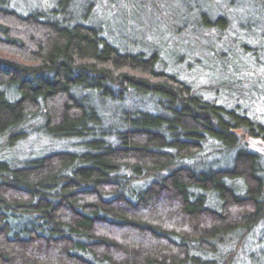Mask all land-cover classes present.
<instances>
[{"label": "trees", "instance_id": "obj_1", "mask_svg": "<svg viewBox=\"0 0 264 264\" xmlns=\"http://www.w3.org/2000/svg\"><path fill=\"white\" fill-rule=\"evenodd\" d=\"M20 1L0 0V264H264V155L244 144L264 143L261 47L247 43L264 40V0L200 13L207 36L238 20L248 37L227 60L236 86L209 96L98 22L135 0ZM29 136L51 149L8 159Z\"/></svg>", "mask_w": 264, "mask_h": 264}, {"label": "rangeland", "instance_id": "obj_2", "mask_svg": "<svg viewBox=\"0 0 264 264\" xmlns=\"http://www.w3.org/2000/svg\"><path fill=\"white\" fill-rule=\"evenodd\" d=\"M47 1L21 0L20 5L15 3L13 7L19 12L27 13L35 7L46 9L44 6ZM105 3L106 0H102L100 7L105 8ZM227 3L228 0H135L133 5L130 4L125 9L105 8L106 11L103 13L98 11L97 19L115 37L114 41L117 45L127 48L138 47L140 51L147 54L156 48L162 57L159 69L168 74L173 73L178 78L191 77L198 90L208 93L207 96H209L210 92L217 90L218 83L228 82L236 86L234 84L236 77L234 74L230 75V65L227 60L232 61L234 54H237L235 57L237 59L241 57L239 42L241 39L242 42H246L248 37L245 33L244 36L242 35L243 30L238 20H234L222 35L215 33L207 36V31L196 30L194 25L196 26L200 21V13L206 14L203 20H209V17L216 12H225ZM231 7L228 13L234 18L235 14H243L245 9L251 10L252 5L250 2L245 3L241 0L240 6ZM186 20L189 21L188 24L185 23ZM252 22L255 24L260 21L254 18ZM257 31L256 29L252 35H249L247 43L251 46L260 45L261 62L264 65V40L259 37ZM223 52H225L224 55H221ZM243 59L247 66L249 64V67L244 70L251 69L254 65L252 59L246 57ZM255 63H257L256 60ZM255 72L261 73L260 69H256ZM242 73L244 75L240 76L242 81L239 84L242 93L257 95L260 92L261 77L255 75L252 77L251 73L248 74L246 71ZM219 95L222 96L221 93ZM100 106H105V103H101ZM261 113L264 114V112ZM47 144V141L42 138L29 136L12 149L10 158L6 157L22 163L29 155L38 156L50 150ZM249 150L263 155L259 151L250 148ZM213 159L218 163L227 161V157L220 155L208 157L207 161L211 162ZM254 248L251 245L248 251H253Z\"/></svg>", "mask_w": 264, "mask_h": 264}, {"label": "water", "instance_id": "obj_3", "mask_svg": "<svg viewBox=\"0 0 264 264\" xmlns=\"http://www.w3.org/2000/svg\"><path fill=\"white\" fill-rule=\"evenodd\" d=\"M244 144L250 149L259 151L264 154V143L259 140H254L252 138H247L244 140Z\"/></svg>", "mask_w": 264, "mask_h": 264}]
</instances>
